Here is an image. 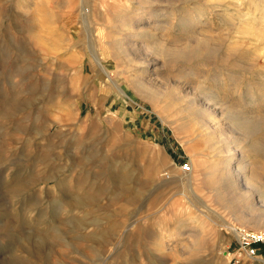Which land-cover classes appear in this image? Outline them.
<instances>
[{
    "label": "rangeland",
    "instance_id": "374dc122",
    "mask_svg": "<svg viewBox=\"0 0 264 264\" xmlns=\"http://www.w3.org/2000/svg\"><path fill=\"white\" fill-rule=\"evenodd\" d=\"M159 44L213 52L155 70ZM193 97L227 131L230 109L264 120V0H0V264H229L247 227L180 178L221 159Z\"/></svg>",
    "mask_w": 264,
    "mask_h": 264
},
{
    "label": "bare ground",
    "instance_id": "6f19581e",
    "mask_svg": "<svg viewBox=\"0 0 264 264\" xmlns=\"http://www.w3.org/2000/svg\"><path fill=\"white\" fill-rule=\"evenodd\" d=\"M144 1L146 3L156 2V0H144ZM135 27L136 26H134L133 28ZM247 32L248 34L263 36L262 33L260 32L258 33L256 31H253L252 29H249ZM131 46H132L131 49L133 50H135V48L136 49L139 48L136 45L131 44ZM128 48L129 45L124 47L125 51H128ZM211 48L208 45H205V46H196L194 49L190 51H175V50L173 51L166 48L163 44H159V46L157 45V47H155V49L153 50L158 57L153 59L150 57L147 58L149 56V54H147L146 60L143 63L152 65V67H154L153 69L157 70L158 66L160 68V62L164 56L177 58L183 56L190 57L197 54L200 55L206 52L208 54H211L213 52ZM147 74L148 73H146L145 75V72H143L142 76L139 79L137 80L135 79L136 81L134 86L140 93L146 94L153 98H157L160 97L161 95H164L163 98L165 97V100L166 98L167 100L168 99L171 100L173 97H175V96L171 97L170 94H166L165 90H164L165 94H161L160 90L156 92L154 90L155 88L152 89L153 87H151L150 82L146 80ZM153 85H155V82ZM189 88L190 87H188L187 85L185 86L182 85L183 92L187 91ZM171 91H175V90H171ZM179 93L181 95V91H179L178 94ZM178 97L179 95H177V98ZM179 99L181 102L182 95L181 98ZM183 99L186 98L184 97ZM172 101L175 100L172 99ZM188 101L189 104L187 103L188 105L184 108L187 117H189L188 120L194 122L193 124H195L196 121L200 117H202L203 119L202 127L207 126V128H203L197 136L198 137L204 136L205 142L208 145L209 144L213 145L214 139L217 141V143H220L221 146L216 149L217 150L216 154L221 155V159L218 162H216L213 166L208 167L205 170H202V172H200L197 168L198 161L197 160L191 161L192 167L189 169V172L180 174L181 181H186L190 185V187H193V183L197 182L198 178L202 177L203 181L206 184L209 183L211 185L212 191L215 193V195H217L222 199L224 198L223 200H227L226 202L229 203V205L231 206L229 207L233 209L234 212L233 214L239 221L242 222L243 225H245L247 228L250 227L252 229H255L253 231L264 229V185L262 184L259 176L256 173H251L248 171L250 169L249 168L250 165L246 156V153H249L251 151L255 153H261L264 151V145L262 144L261 139L258 137L261 129L264 127V120L250 116L241 111L234 110L235 108L230 109L227 112L228 113L227 118L228 120H230L229 123L230 125L227 124L229 128V130L227 131V129H224L225 127L224 128L221 127L220 121L218 122L217 120H215L216 116H214L215 114L211 111L212 107L209 106L211 105L210 103L207 102L209 104L208 107H204V106L200 107L198 97H193L190 100L188 99ZM174 103H176V101ZM177 104H179V102ZM182 112H184V110ZM184 116L186 115L184 114ZM191 122L188 123L190 124ZM190 143H193V141H190ZM234 187H238V188H234ZM195 193L196 195L198 194L197 192ZM256 193L260 197L258 198L259 200L257 199L258 200L257 203L253 202ZM226 202L224 201V203ZM259 232H264V231H259Z\"/></svg>",
    "mask_w": 264,
    "mask_h": 264
},
{
    "label": "built area",
    "instance_id": "2783aa9c",
    "mask_svg": "<svg viewBox=\"0 0 264 264\" xmlns=\"http://www.w3.org/2000/svg\"><path fill=\"white\" fill-rule=\"evenodd\" d=\"M236 246L229 253V264H264V232L244 227L231 229Z\"/></svg>",
    "mask_w": 264,
    "mask_h": 264
}]
</instances>
